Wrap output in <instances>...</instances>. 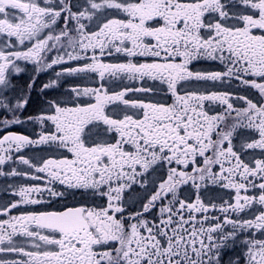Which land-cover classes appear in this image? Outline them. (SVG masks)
Returning a JSON list of instances; mask_svg holds the SVG:
<instances>
[{
  "label": "snow or ice",
  "instance_id": "1",
  "mask_svg": "<svg viewBox=\"0 0 264 264\" xmlns=\"http://www.w3.org/2000/svg\"><path fill=\"white\" fill-rule=\"evenodd\" d=\"M0 264H264V0H0Z\"/></svg>",
  "mask_w": 264,
  "mask_h": 264
}]
</instances>
